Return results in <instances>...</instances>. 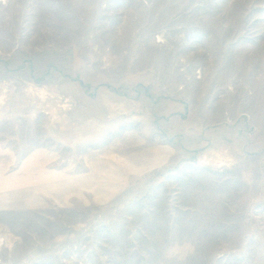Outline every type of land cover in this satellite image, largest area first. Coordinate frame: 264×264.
<instances>
[{"label":"rangeland","instance_id":"374dc122","mask_svg":"<svg viewBox=\"0 0 264 264\" xmlns=\"http://www.w3.org/2000/svg\"><path fill=\"white\" fill-rule=\"evenodd\" d=\"M0 264H264V0H0Z\"/></svg>","mask_w":264,"mask_h":264},{"label":"crops","instance_id":"0c3cea01","mask_svg":"<svg viewBox=\"0 0 264 264\" xmlns=\"http://www.w3.org/2000/svg\"><path fill=\"white\" fill-rule=\"evenodd\" d=\"M94 154V153H93ZM93 154H88V155H86L85 156V158L86 157H88V158H90ZM90 160V161H89ZM99 160L100 159H85V161H87V163H88V169H86V174L84 175V177H82V181L85 183V184H88L87 182L89 181V179L91 178L90 176H91V174H93V173H95V172H97L98 170L99 171H101L100 170V168L98 167V165L100 164V162H99ZM84 161V162H85ZM74 168H75V163L73 162V163H70L69 164V166L66 168L67 170H74ZM61 171H64V170H62L61 169ZM71 173H73V172H70V173H67V174H71ZM69 181H73L74 183H75V178H71V179H68ZM68 182V181H67ZM72 182V184H74Z\"/></svg>","mask_w":264,"mask_h":264}]
</instances>
